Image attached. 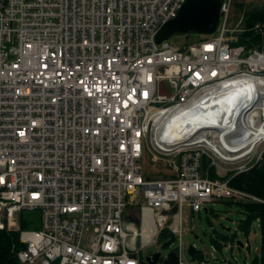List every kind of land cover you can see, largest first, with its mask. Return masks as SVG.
Here are the masks:
<instances>
[{
  "label": "built area",
  "instance_id": "1",
  "mask_svg": "<svg viewBox=\"0 0 264 264\" xmlns=\"http://www.w3.org/2000/svg\"><path fill=\"white\" fill-rule=\"evenodd\" d=\"M182 2L0 0V229L18 232L21 263L142 264L140 249L164 229L153 215L164 212L184 264L183 202L200 212L218 199H256L202 160L222 169L237 131L264 130V47L240 42L247 28L241 19L231 27L232 0H221L213 33L183 48L157 43ZM248 29L264 34L261 22ZM243 77L257 98L228 137L215 105L226 109ZM203 117L214 122L193 129ZM146 148L166 176H145ZM135 205L137 223L125 219ZM24 210L39 211L38 228L21 227Z\"/></svg>",
  "mask_w": 264,
  "mask_h": 264
},
{
  "label": "rangeland",
  "instance_id": "2",
  "mask_svg": "<svg viewBox=\"0 0 264 264\" xmlns=\"http://www.w3.org/2000/svg\"><path fill=\"white\" fill-rule=\"evenodd\" d=\"M263 2L264 0H232L231 27L240 19L245 23L247 12L260 8ZM238 36L240 40L241 34ZM204 37V34L196 32L173 33L167 40L170 44L183 48ZM254 44L264 47V36L261 35L258 42ZM263 149L264 142L258 143L248 157L245 156L227 162L217 161L222 169L214 166L216 174L222 177V179L227 180L230 173L244 169L254 163L258 154ZM142 164L145 176H166L167 169L160 161L156 162L153 159L148 148H146ZM132 207H135L134 210L139 209V205ZM163 213L157 212L153 216L162 221L163 228L168 229L169 225L173 222V214H168L167 221L163 222ZM15 216H20L19 222L25 228L36 229L40 225L39 211L24 210L21 214L17 213ZM180 216L182 225V247L180 251L186 262L190 260L187 252L190 245L194 246L196 250L207 247L210 255L206 256V258L210 264H235L233 260H237V264H252L253 258L259 254L260 234L258 221L255 220L252 223L248 236L240 231L238 223L243 219V214L241 213L240 206L232 199H218L208 202L205 205H201L200 212H192L188 204L183 202L180 207ZM237 241H240L242 246ZM137 242L139 245V240ZM217 242L219 245H216ZM179 243L178 237H173L172 240H170V237L157 239L156 242L142 247L139 253L142 258L156 251H160L162 255H166L170 250L179 249ZM156 264H160V262Z\"/></svg>",
  "mask_w": 264,
  "mask_h": 264
},
{
  "label": "trees",
  "instance_id": "3",
  "mask_svg": "<svg viewBox=\"0 0 264 264\" xmlns=\"http://www.w3.org/2000/svg\"><path fill=\"white\" fill-rule=\"evenodd\" d=\"M245 18L247 30L241 34L240 42L247 43L248 45L254 44L258 42L261 34L254 33L248 28L255 22H261L264 25V2L260 8L247 12ZM202 166L208 169L211 177H219L214 167L209 166L208 161L203 159ZM227 181L231 187L256 198L235 201L240 206L241 213L243 214V219L238 223V229L248 236L252 223L255 220L258 221L260 247L259 254L253 258L252 264H264V150L260 159L253 163L251 167L240 172L230 173L229 177H227ZM21 227L24 228L22 223ZM166 237H170V240H172L173 235L167 228H164L159 232L158 238L163 239ZM216 245H219V243L217 242ZM24 247V243L19 240L17 231L0 229V264H21L17 253ZM195 258L202 260L204 259V255L196 253ZM141 262L142 264H148L144 261ZM51 264H57V262Z\"/></svg>",
  "mask_w": 264,
  "mask_h": 264
},
{
  "label": "water",
  "instance_id": "4",
  "mask_svg": "<svg viewBox=\"0 0 264 264\" xmlns=\"http://www.w3.org/2000/svg\"><path fill=\"white\" fill-rule=\"evenodd\" d=\"M221 0H183L177 13L158 29L155 39L157 43L167 40L173 33L196 32L200 34H211L215 31L219 15ZM238 244H242L237 241ZM190 260L184 264H190L195 260L196 253H210L207 247L196 250L190 245L187 250ZM148 264H179V259L175 250H170L166 255L160 251L148 254L143 258Z\"/></svg>",
  "mask_w": 264,
  "mask_h": 264
},
{
  "label": "bare ground",
  "instance_id": "5",
  "mask_svg": "<svg viewBox=\"0 0 264 264\" xmlns=\"http://www.w3.org/2000/svg\"><path fill=\"white\" fill-rule=\"evenodd\" d=\"M249 80H251L249 77L240 78L236 81L239 82V84H236L227 89V91L229 92V96L227 95L228 100H226V109H222V106H220L219 103L215 105L218 110H222L223 120L228 121L223 125L226 126L225 128H223V133L228 137L236 135L233 134V132L235 131V123L237 122V120L241 119V116H243L249 110V108L252 107V102L255 100V98H257V94L251 96V92H249L248 88H245L247 87L246 85H249ZM256 83L260 84L258 81ZM253 84L255 85V81L253 82ZM242 96L244 98H242ZM198 116H200V114ZM189 119H192V116H190ZM209 121L214 122L212 119L206 117L193 118L190 125L193 127V129H195L199 126L198 124L203 125V123H205V126H207L209 124ZM227 123L229 124V126H227ZM202 128V126L201 128L199 127V129ZM175 129L179 131L178 127H175ZM184 129L185 127H180V131ZM174 131L175 133H177L176 130H172V132ZM237 135V139H235L230 144L226 142L224 146V150L226 152L225 158L231 159L232 161L243 158L246 155L250 154L257 145V143L255 142L258 140V138L264 136V130L259 129L257 131H254L249 128H242L241 130L237 131Z\"/></svg>",
  "mask_w": 264,
  "mask_h": 264
},
{
  "label": "crops",
  "instance_id": "6",
  "mask_svg": "<svg viewBox=\"0 0 264 264\" xmlns=\"http://www.w3.org/2000/svg\"><path fill=\"white\" fill-rule=\"evenodd\" d=\"M135 207L129 206L128 211L125 214V219L137 223L139 221V209L134 210ZM159 219V218H158ZM160 220V219H159Z\"/></svg>",
  "mask_w": 264,
  "mask_h": 264
}]
</instances>
